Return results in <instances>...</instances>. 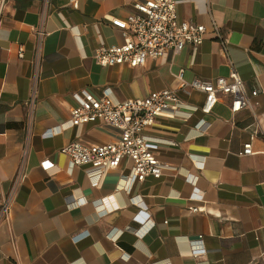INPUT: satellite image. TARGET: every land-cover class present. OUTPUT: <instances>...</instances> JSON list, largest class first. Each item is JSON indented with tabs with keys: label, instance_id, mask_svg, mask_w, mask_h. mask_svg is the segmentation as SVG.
I'll list each match as a JSON object with an SVG mask.
<instances>
[{
	"label": "crops",
	"instance_id": "crops-1",
	"mask_svg": "<svg viewBox=\"0 0 264 264\" xmlns=\"http://www.w3.org/2000/svg\"><path fill=\"white\" fill-rule=\"evenodd\" d=\"M72 1L0 0V204L23 169L0 220V264H264V0H179L178 20L205 25V39L138 68L103 67L94 55L124 43L121 27L143 0ZM230 66L258 95L235 114L227 98L203 113L204 93L183 81L212 82ZM164 89L190 114L161 115L145 132L172 169L125 186L128 160L96 180L70 167L65 145L119 137L102 123L70 126L77 96ZM247 143L254 154L241 156Z\"/></svg>",
	"mask_w": 264,
	"mask_h": 264
},
{
	"label": "built area",
	"instance_id": "built-area-1",
	"mask_svg": "<svg viewBox=\"0 0 264 264\" xmlns=\"http://www.w3.org/2000/svg\"><path fill=\"white\" fill-rule=\"evenodd\" d=\"M178 2L179 0L135 1L133 13L121 27L124 43L99 48L94 55L95 61L103 67L127 64L131 68H138L148 59H166L174 56L186 46L195 49L205 39L208 29L203 24L180 22L177 18ZM72 5L77 8L78 2L73 0ZM1 10L0 6V15ZM212 30L225 47L227 41L214 22ZM42 36L43 33L39 31V41ZM18 55L22 57V49H19ZM178 77L181 79V75ZM183 88L204 93L205 101L201 111L205 114L211 113L221 98H227L232 113H238L250 106V96L256 97L259 93L258 90L250 94L247 92L233 66H230L227 77H219L212 82L200 79L189 83L183 81ZM77 98L78 105L70 109L67 122L70 126L102 123L116 128L119 137L116 141L106 144L89 145L75 141L65 145L60 152L69 158L70 167L85 166L88 169L87 175L96 180L108 171L120 168L123 161L128 160L131 163V171L127 176H123L125 186L135 182L141 183L148 177L159 179L164 171L172 169L170 165L158 159L154 145L145 132L161 115L185 119L190 117V114L184 115L181 112L184 104L176 91L164 89L152 92L143 99L125 101H116L110 97L96 98L89 93ZM252 154V143L245 144L240 155ZM22 176L21 164L11 193L0 204V220L7 219L14 189ZM188 210L197 213L201 208L189 206ZM136 233L140 234L141 231L137 230ZM201 240L202 236H199L196 245L190 249V254L195 253L194 248L201 247Z\"/></svg>",
	"mask_w": 264,
	"mask_h": 264
}]
</instances>
